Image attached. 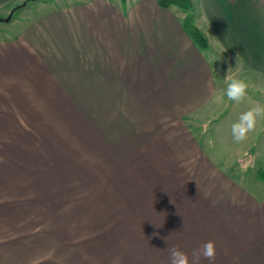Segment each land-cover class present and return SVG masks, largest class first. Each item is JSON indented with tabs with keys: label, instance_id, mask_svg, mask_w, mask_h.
<instances>
[{
	"label": "crops",
	"instance_id": "crops-1",
	"mask_svg": "<svg viewBox=\"0 0 264 264\" xmlns=\"http://www.w3.org/2000/svg\"><path fill=\"white\" fill-rule=\"evenodd\" d=\"M193 2L211 47L264 84V0ZM186 16L83 0L0 41V264H170L209 240L200 264H264V133L228 159L198 134L223 78Z\"/></svg>",
	"mask_w": 264,
	"mask_h": 264
},
{
	"label": "rangeland",
	"instance_id": "rangeland-1",
	"mask_svg": "<svg viewBox=\"0 0 264 264\" xmlns=\"http://www.w3.org/2000/svg\"><path fill=\"white\" fill-rule=\"evenodd\" d=\"M81 1L83 0H19L15 2V4L13 3L10 7H8L5 10V12H1L0 14V19H1L0 21V41L1 40L6 41V40L15 38L20 32V30H22V28L25 25L30 23L32 20L37 18L41 13L45 11L53 10L55 9V7L67 6L71 3H75V2L77 3ZM184 12L187 13V15H193L195 24H196L195 8H193V10L184 11ZM10 15H11L10 20L4 21ZM207 53L210 55V58L213 61V63L217 65L219 69L218 75H220L223 78V87L220 88L222 92L227 84V81L225 79L226 75L232 78L244 79L249 84L247 97L248 96L253 97L254 99H257L258 103L264 104V84L261 78L252 75L250 72L244 69L242 65L238 67V65H236V63L233 62L232 59L224 55H221L219 52H217L212 47H210V50H208ZM247 102H251V101H248L247 99L245 103L243 102L240 104H236L235 102L228 101L227 98L224 97V102L221 105V108L217 109L214 112V114L211 116L208 122H203L200 124V122L195 123V120H193V122L191 121L192 125L198 129L197 132L199 135L201 133L200 130L208 132L209 137H211V146L216 144L215 140H216L217 134L218 135L221 134L220 135L221 140L219 142V145L216 144L217 149L220 147L218 149L220 150L219 151L220 153L216 156V149L214 150V155L217 158L223 155L226 159H228L229 154H231V152L233 151L232 148L234 147L236 149L239 144L240 146L243 144V143L234 142L231 136L230 128H231V124L234 121H236L239 114L243 111H246L252 105L250 103L249 105H247ZM222 131L226 132L227 134L222 133ZM252 133L249 134L248 141H250L251 135L257 134L255 136V140H256L255 145L258 146L257 145L259 143L258 141L261 139V136L259 133H264V120L258 121L256 130L254 131V134ZM222 134H225V135H222ZM205 137L206 136L203 137V140H205ZM263 163H264V159H263ZM83 168L87 170V167H83ZM229 171H232L233 173H235L234 170L232 169H230ZM244 172H247V171L241 172L243 173V174H240L241 177L245 175ZM251 175H256L255 171H253ZM76 185H81V183H77L76 181L69 183V186L71 187H75ZM105 217L106 216L103 215V213H101V215H98V221H99L98 223L101 222L100 224H103V222L105 221L104 220ZM100 233L102 232H99L98 230L88 231V232L81 233L79 237L81 238H88V237H95V236L102 237ZM67 248L70 250L71 249L70 245H68Z\"/></svg>",
	"mask_w": 264,
	"mask_h": 264
},
{
	"label": "clouds",
	"instance_id": "clouds-1",
	"mask_svg": "<svg viewBox=\"0 0 264 264\" xmlns=\"http://www.w3.org/2000/svg\"><path fill=\"white\" fill-rule=\"evenodd\" d=\"M205 22H207L205 20ZM230 71V69H229ZM227 84L223 90L220 99L224 97L228 101L240 104L245 102L248 95L249 84L244 79L232 78L226 75ZM264 120V104L252 103V105L239 114L236 121L231 124V136L236 143L245 142L249 134L256 130L258 121ZM216 244L209 240L201 245L199 249L193 252L192 259H189L187 253L172 248L170 251V264H200L201 257L208 261H214L216 257Z\"/></svg>",
	"mask_w": 264,
	"mask_h": 264
},
{
	"label": "trees",
	"instance_id": "trees-1",
	"mask_svg": "<svg viewBox=\"0 0 264 264\" xmlns=\"http://www.w3.org/2000/svg\"><path fill=\"white\" fill-rule=\"evenodd\" d=\"M162 8H170L176 6L184 11H190L195 8L193 0H158ZM184 28L192 38L193 42L203 51L210 50V40L207 34L201 30L196 24L193 15H187L184 19Z\"/></svg>",
	"mask_w": 264,
	"mask_h": 264
},
{
	"label": "water",
	"instance_id": "water-1",
	"mask_svg": "<svg viewBox=\"0 0 264 264\" xmlns=\"http://www.w3.org/2000/svg\"><path fill=\"white\" fill-rule=\"evenodd\" d=\"M10 18H11V15L7 19H5L4 21H9ZM0 21H1V19H0Z\"/></svg>",
	"mask_w": 264,
	"mask_h": 264
}]
</instances>
